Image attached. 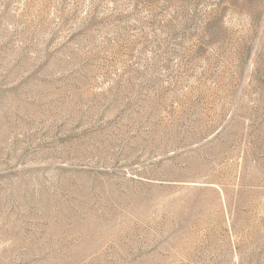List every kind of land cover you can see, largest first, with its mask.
I'll use <instances>...</instances> for the list:
<instances>
[{
	"label": "rangeland",
	"instance_id": "obj_1",
	"mask_svg": "<svg viewBox=\"0 0 264 264\" xmlns=\"http://www.w3.org/2000/svg\"><path fill=\"white\" fill-rule=\"evenodd\" d=\"M0 264H264V0H0Z\"/></svg>",
	"mask_w": 264,
	"mask_h": 264
}]
</instances>
